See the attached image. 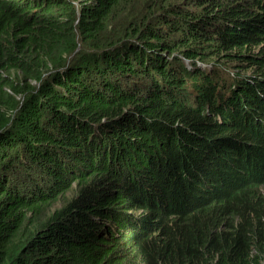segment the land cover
I'll list each match as a JSON object with an SVG mask.
<instances>
[{"label": "trees", "instance_id": "16d2710c", "mask_svg": "<svg viewBox=\"0 0 264 264\" xmlns=\"http://www.w3.org/2000/svg\"><path fill=\"white\" fill-rule=\"evenodd\" d=\"M263 182L264 0H0V264H258Z\"/></svg>", "mask_w": 264, "mask_h": 264}, {"label": "clouds", "instance_id": "9594fccd", "mask_svg": "<svg viewBox=\"0 0 264 264\" xmlns=\"http://www.w3.org/2000/svg\"><path fill=\"white\" fill-rule=\"evenodd\" d=\"M181 58H183L184 62H185V66L187 67V69H191L192 65L190 64V62L188 61V59L184 58L183 56H181ZM207 66L203 65V66H198L201 69H205V68H209V65L206 64ZM244 173L247 172V170H243ZM251 172V171H249ZM254 172V171H253ZM52 173L56 174V175H63L65 173V168L62 167L61 169H58L57 171H53ZM249 175H255V174H262V172H258L255 174H250ZM264 185V182L259 186V190L261 193L262 192V187ZM264 194V193H263ZM68 197H71V194H68ZM192 198H197V197H192ZM192 198H184L180 201L179 204H181L182 202L186 201V199H192ZM202 198H199V201L196 203L198 204ZM64 206L67 205V203H63ZM69 206L71 209H79V210H84L86 207V201L85 199L81 198V197H73L69 200L68 202ZM195 204V205H196ZM195 205L189 206V207H182V208H173L170 207L169 210H182V209H187L190 207H193ZM58 207V206H57ZM62 207V206H61ZM144 216L138 217L135 220V223L132 224L131 227H129L128 225L120 228V229H111L108 231H105L100 239L93 243V244H86L81 246L80 248L76 249L73 253V261L70 264H103V261L101 259H99V253L101 250H103V239L104 240H111L112 238L118 239L119 237H134L137 236L139 234H143V233H150L152 231V228L149 231H146L145 229V224L141 221V219ZM174 255V254H173ZM173 257H170L165 263H167L168 261H170ZM262 260L259 261L258 264H264V252L262 253ZM215 262V260L209 261L205 264H213Z\"/></svg>", "mask_w": 264, "mask_h": 264}, {"label": "rangeland", "instance_id": "374dc122", "mask_svg": "<svg viewBox=\"0 0 264 264\" xmlns=\"http://www.w3.org/2000/svg\"><path fill=\"white\" fill-rule=\"evenodd\" d=\"M250 53H253L254 54V56L256 57V55L255 54H259L260 53V51H259V46H256V47H251V49H250ZM182 56V55H181ZM180 56V57H181ZM259 57H261V56H259ZM224 59H226L227 61H218L220 64H225L226 66H236L235 64H237V63H246V62H242V61H239V60H236V61H232L230 58H224ZM196 65L195 66H203V65H205V66H207L206 64H203L204 62H202V61H200V60H196ZM211 62L214 64V62L211 60ZM229 62V63H228ZM216 63H217V61H216ZM259 171H254V172H246V173H250V174H255V173H258ZM262 187V192L264 193V185L263 186H261ZM199 201V198L197 197V198H192V199H186V201H184V202H182L181 204H178V206H175V207H173V208H182V207H189V206H192V205H195L197 202ZM57 206L58 207H61V206H64V204H62V202H59L58 204H57ZM146 229V231H149L151 228H145Z\"/></svg>", "mask_w": 264, "mask_h": 264}, {"label": "bare ground", "instance_id": "6f19581e", "mask_svg": "<svg viewBox=\"0 0 264 264\" xmlns=\"http://www.w3.org/2000/svg\"><path fill=\"white\" fill-rule=\"evenodd\" d=\"M262 161V160H261ZM256 165V164H255ZM261 167V166H260Z\"/></svg>", "mask_w": 264, "mask_h": 264}]
</instances>
